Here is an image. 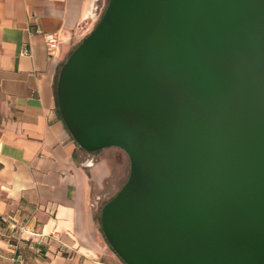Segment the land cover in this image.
I'll use <instances>...</instances> for the list:
<instances>
[{"label":"water","instance_id":"water-1","mask_svg":"<svg viewBox=\"0 0 264 264\" xmlns=\"http://www.w3.org/2000/svg\"><path fill=\"white\" fill-rule=\"evenodd\" d=\"M55 94L128 158L99 211L124 264H264V0H108Z\"/></svg>","mask_w":264,"mask_h":264},{"label":"crops","instance_id":"crops-1","mask_svg":"<svg viewBox=\"0 0 264 264\" xmlns=\"http://www.w3.org/2000/svg\"><path fill=\"white\" fill-rule=\"evenodd\" d=\"M100 10L99 0H0V264H13L9 218L39 234L41 253L26 251L24 264H124L106 244L94 201L116 147L83 150L54 91L58 68ZM46 33L56 36L53 52Z\"/></svg>","mask_w":264,"mask_h":264},{"label":"built area","instance_id":"built-area-1","mask_svg":"<svg viewBox=\"0 0 264 264\" xmlns=\"http://www.w3.org/2000/svg\"><path fill=\"white\" fill-rule=\"evenodd\" d=\"M43 38L46 50L53 52L57 46L56 36L51 33H46L43 35ZM4 221L6 222L5 237L9 243L13 264H24L26 251H33L36 254L41 253V250L34 245V240L32 239L33 236L39 235L33 227H29L26 223L14 221L10 218L4 219Z\"/></svg>","mask_w":264,"mask_h":264},{"label":"rangeland","instance_id":"rangeland-1","mask_svg":"<svg viewBox=\"0 0 264 264\" xmlns=\"http://www.w3.org/2000/svg\"><path fill=\"white\" fill-rule=\"evenodd\" d=\"M99 1L101 5V10L98 13L94 25L99 20L108 2V0H99ZM109 150H111L110 152H113L110 154V156H108L111 165L110 173L107 176V178H105L102 181L101 187H97L96 185L94 186L95 187L94 201H95L96 211L98 213L101 209V206L111 197H113L115 193L119 190V188L123 185L129 172V162L126 154L119 148H112ZM106 154L107 153H104L103 151L97 153L98 156H104Z\"/></svg>","mask_w":264,"mask_h":264},{"label":"trees","instance_id":"trees-1","mask_svg":"<svg viewBox=\"0 0 264 264\" xmlns=\"http://www.w3.org/2000/svg\"><path fill=\"white\" fill-rule=\"evenodd\" d=\"M60 67H61V66H60ZM60 67L58 68V71H59ZM57 74H58V72H57ZM56 80H57V75H56L55 83H54V91H55V88H56ZM55 99H56V94H55ZM56 111H57V113L60 115V113H59V111H58V108H57V104H56ZM98 221H99V218H98Z\"/></svg>","mask_w":264,"mask_h":264}]
</instances>
